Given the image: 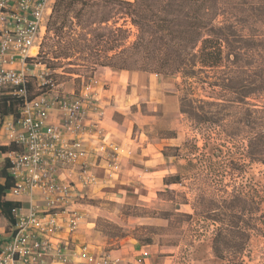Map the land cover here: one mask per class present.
I'll list each match as a JSON object with an SVG mask.
<instances>
[{"label":"trees","instance_id":"trees-1","mask_svg":"<svg viewBox=\"0 0 264 264\" xmlns=\"http://www.w3.org/2000/svg\"><path fill=\"white\" fill-rule=\"evenodd\" d=\"M77 1L81 0L53 1L45 38L56 49H49V58L42 43L40 58L54 67L69 58L74 36L92 35L106 48L122 47L112 56L96 57L93 68L127 69L133 62L143 70L181 73L184 94L179 110L195 123L203 141L200 147L196 143L186 147L194 151L196 161L189 159L187 165L198 167L193 177L219 188L221 178L212 157L219 158L222 147L227 153L231 190L217 200L198 197L203 216L217 225L212 251L220 259L235 262L246 251L249 256L250 241L256 238L264 254V184L246 170L257 163L263 167L264 179V107L249 102L264 95V0H82L84 7H103L98 17L88 12L83 19L78 13L69 14ZM119 19L124 21L121 25H117ZM126 23L135 33L123 47L130 35ZM96 24L99 31L93 27ZM109 60L115 62L106 63ZM20 102L0 94V117L16 115ZM7 148L0 145V151ZM208 148L211 156L205 152ZM7 167L6 162L0 167V208L10 220V208L16 202L3 199L12 183ZM180 179L177 173L167 183ZM207 206L214 208L204 210Z\"/></svg>","mask_w":264,"mask_h":264},{"label":"built area","instance_id":"built-area-1","mask_svg":"<svg viewBox=\"0 0 264 264\" xmlns=\"http://www.w3.org/2000/svg\"><path fill=\"white\" fill-rule=\"evenodd\" d=\"M53 1L0 0V94L21 99L0 124V145L9 147L0 158L12 181L3 199L16 202L0 230V264H116L78 239L80 206L100 182L93 168H102L104 181L122 170V149L104 125L106 82L92 74L67 92L48 77L40 50ZM33 84L38 91L28 96ZM147 255L140 250L135 264Z\"/></svg>","mask_w":264,"mask_h":264},{"label":"rangeland","instance_id":"rangeland-1","mask_svg":"<svg viewBox=\"0 0 264 264\" xmlns=\"http://www.w3.org/2000/svg\"><path fill=\"white\" fill-rule=\"evenodd\" d=\"M81 2L77 1L71 6L70 15L78 13L83 19L86 13L92 12V18H96L103 12L100 5L84 7ZM123 22L119 19L117 25ZM111 24L110 21L108 25ZM93 27L97 31L100 29L97 24ZM125 27L130 30V35L123 47L133 41L135 33L131 24L126 23ZM73 39L69 58L62 59L54 67L47 63L51 71L48 77L63 91H76L89 75L111 76L110 71L147 72L154 79V91L149 93L145 84H138L125 98L126 104L121 100L122 105L113 114L119 137L126 138L127 145L121 144L125 146L122 152L130 155L129 163L137 165L141 170H136V175L133 172L126 173L128 179L123 180L128 182L121 183L117 190L102 193L101 198L91 200L96 218L90 238L96 237L100 249L106 253L122 247L127 249L121 253L124 258L116 264H134L133 255L140 250L148 252L142 264H264L261 243L256 238L250 241L249 256L246 251L235 262L220 259L212 251V237L217 225L203 216L198 197L203 195L207 201L217 200L231 190L227 153L222 147L220 157H212L221 178L219 188L193 177L198 167L187 165L189 159L196 162L194 151L187 148H190V143L200 147L203 141L195 123L179 110V101L184 94L181 73L164 74L156 70H143L139 63L133 62L128 64L127 69H116L108 65H96L93 68L96 57L112 56L120 52L122 47L106 48L92 35L87 38L74 36ZM42 43L43 52L48 51L45 55L50 58L49 49L56 47L46 38ZM41 60L46 61L43 58ZM114 62L109 60L106 63ZM37 91L34 84L30 85L28 96ZM196 94L203 93L197 91ZM249 102L264 107V95L253 97ZM3 139L0 136V140ZM240 143L237 142V147ZM176 147L178 150H175ZM205 152L211 156L209 148ZM2 165L3 160L0 158V167ZM246 170L248 175L264 184L260 174L262 166L251 163ZM177 173L181 175L179 182L167 183ZM212 208L214 206H207L204 210Z\"/></svg>","mask_w":264,"mask_h":264},{"label":"crops","instance_id":"crops-1","mask_svg":"<svg viewBox=\"0 0 264 264\" xmlns=\"http://www.w3.org/2000/svg\"><path fill=\"white\" fill-rule=\"evenodd\" d=\"M106 68V67H103ZM111 76H107L105 74L97 75L99 78L102 79V81L106 82V88L104 91V94L107 98V100L110 102L108 108H107V118L104 121L105 130L106 132L111 136V138L121 147L122 151L123 148L125 149V146L127 143H125V139L123 137H119L120 135L117 132V129L115 128V125L117 124L116 121L113 118L114 112L119 110L120 105H122L121 100H124V105L126 104L125 98H127L130 93L132 92L133 88L137 86L138 84H145V88L148 90L149 93L154 91L153 89V81L154 79L151 77V73L147 72H134V71H123V72H116V71H110ZM122 138V139H121ZM127 148V146H126ZM131 156L126 155L122 152L121 157V164H122V170L117 178L115 179H104V172L102 168L95 167L93 168L94 172L97 174V176L100 179L99 184H97L91 193H89L88 199L80 206V208L85 213V223L82 225L81 232L79 234V241L82 243H85L87 245L88 251L94 254L102 253L103 251L100 249L99 246V240L94 237L90 238V233L94 231L95 228V218H96V212L94 210L95 206L91 203V200L95 198H101L102 193L105 192H112L113 190H117L118 186L121 183L128 182L123 180L124 178L128 179V177H125V174L128 172H133V175H136V170H141L140 167L137 165H134L133 163H129ZM7 219L3 218L2 221H0V230H3L7 227ZM127 249L125 248H118L113 249L110 252H107L112 258H118L119 260L123 259V254L121 253L125 252ZM133 262H134V255H133ZM46 263H48V259H46ZM68 264H76V263H68ZM135 264V262H134Z\"/></svg>","mask_w":264,"mask_h":264}]
</instances>
